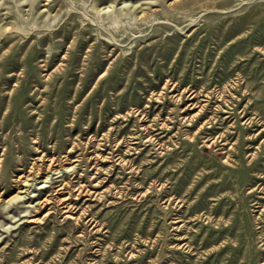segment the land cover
Segmentation results:
<instances>
[{"label": "rangeland", "instance_id": "374dc122", "mask_svg": "<svg viewBox=\"0 0 264 264\" xmlns=\"http://www.w3.org/2000/svg\"><path fill=\"white\" fill-rule=\"evenodd\" d=\"M11 22L0 264H264V0H0Z\"/></svg>", "mask_w": 264, "mask_h": 264}, {"label": "bare ground", "instance_id": "6f19581e", "mask_svg": "<svg viewBox=\"0 0 264 264\" xmlns=\"http://www.w3.org/2000/svg\"><path fill=\"white\" fill-rule=\"evenodd\" d=\"M23 29L22 28V26L20 25V24H18L17 22H11V23H7V24H5V25H3L1 28H0V34H2V33H4V32H7L8 30H10V29ZM19 30H17V31H19ZM24 30H26V29H24ZM2 32V33H1ZM4 41V40H3ZM12 41V40H11ZM9 42V41H8ZM108 73V72H107ZM47 75V74H46ZM51 75V74H50ZM101 76V75H100ZM51 77V76H50ZM52 78V77H51ZM100 79V78H99ZM192 94H193V92H192ZM161 98V97H160ZM159 98V99H160ZM138 110V109H137ZM139 114V113H138ZM147 115V114H146ZM161 115V114H160ZM140 118V117H139ZM155 119V118H154ZM191 119V118H190ZM161 120H163V119H161ZM153 125V124H152ZM164 125H166V124H164ZM146 126V125H145ZM161 128H164V130L163 131H165V129H168L169 127H168V125H166V126H160ZM159 127V128H160ZM159 128H157V129H159ZM156 128H154V130H157ZM163 131H160V132H158V134H160V133H162ZM137 136V135H136ZM104 138V137H103ZM151 139H152V137H150ZM210 140V139H209ZM127 142V141H126ZM23 144V143H22ZM157 144H159V142L157 143ZM38 146V145H37ZM72 149H73V147H72ZM130 150V149H129ZM116 151V150H115ZM70 152V151H69ZM68 152V153H69ZM114 152V151H113ZM45 154V153H44ZM69 154H71V153H69ZM64 155V154H63ZM71 156V155H70ZM44 157H46V155L44 156ZM64 157V156H63ZM69 157V156H68ZM72 157V156H71ZM113 157V156H112ZM39 159V158H38ZM37 159V160H38ZM121 160L122 162H124L125 161V158L124 157H122V156H120L117 160ZM63 160V159H62ZM76 160V159H75ZM116 160V161H117ZM228 160V159H227ZM40 161V160H39ZM43 161H44V159H43ZM42 161V162H43ZM73 161V160H72ZM229 161V160H228ZM37 162V161H36ZM63 161H61L60 160V158H57V157H51L50 159H49V162L47 163V160H46V171H47V177L49 176V173L50 172H52L53 170H56L57 169V166H59L58 168H62L63 167V163H62ZM126 162V161H125ZM36 164V163H35ZM44 165V164H43ZM39 166V165H38ZM44 166V167H45ZM35 167V166H34ZM69 167V166H68ZM31 169V168H30ZM33 171H34V169H32ZM39 170H41L40 168L38 169V173H39ZM43 170H44V168H43ZM41 172V171H40ZM53 173V172H52ZM41 174V173H40ZM40 176V175H39ZM36 177V176H35ZM31 178L28 176L27 178H26V180L25 181H27V183L26 182H24V183H26V185L29 183V180H30ZM21 181V180H20ZM43 181V180H42ZM71 181L72 180H69L68 182H66L65 184H62V186L60 187V188H58V189H62V188H67V187H69V188H71L69 185H70V183H71ZM18 182V181H17ZM73 182V181H72ZM19 183V182H18ZM61 183H63V182H61ZM31 184V183H30ZM30 186V185H29ZM60 186V185H59ZM23 187V186H22ZM27 187H28V185H27ZM29 188V187H28ZM27 188V189H28ZM82 188V187H81ZM0 190H1V186H0ZM84 191L85 190V188H82L81 189V191ZM72 191V190H71ZM87 192V191H86ZM88 192H89V190H88ZM19 194V193H18ZM18 194H16L15 196L13 195L12 196V198L11 199H13L14 197H16ZM99 194V193H98ZM0 195H2V194H0ZM69 195H71V194H69ZM102 195V194H101ZM18 197V196H17ZM71 197V196H70ZM78 197V196H77ZM3 198V197H2ZM52 197H46L45 199H47V200H49V199H51ZM69 198V197H68ZM67 198V199H68ZM10 199V198H9ZM10 199V200H11ZM15 200V199H14ZM60 200V199H59ZM69 200V199H68ZM1 201V200H0ZM9 201V200H8ZM63 201H64V199H63ZM65 201H67L66 199H65ZM64 201V202H65ZM70 202V201H69ZM61 204H62V201H61ZM65 204V203H64ZM63 205V204H62ZM69 205V204H68ZM68 205H67V207H68ZM65 206V205H64ZM63 206V207H64ZM60 208V207H59ZM72 207L70 206L69 207V209H67L68 211L70 210H73V209H71ZM76 208V207H75ZM80 209V208H79ZM62 210V209H61ZM88 210V209H87ZM59 211V210H58ZM67 211V212H68ZM69 213V212H68ZM89 213V212H88ZM82 215V214H81ZM86 215H87V213H86ZM92 215V214H91ZM93 217V216H92ZM75 219H76V217H74ZM21 219V218H20ZM38 219V218H37ZM87 219V218H86ZM31 221H35V218H31L30 219ZM41 220H43V219H41ZM79 220V219H78ZM84 220V219H83ZM90 220H92V218L90 219ZM40 221V220H39ZM44 221V220H43ZM88 221V220H87ZM95 221V219H93V221L92 222H94ZM89 225V224H88ZM88 225H87V227H88ZM91 225V224H90ZM95 226V225H94ZM97 230V229H96ZM95 253H96V251H95ZM93 260V259H92ZM96 262V261H95ZM101 263V262H100Z\"/></svg>", "mask_w": 264, "mask_h": 264}]
</instances>
